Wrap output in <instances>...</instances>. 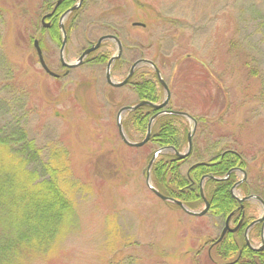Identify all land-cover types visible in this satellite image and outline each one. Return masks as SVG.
<instances>
[{
	"label": "rangeland",
	"instance_id": "rangeland-1",
	"mask_svg": "<svg viewBox=\"0 0 264 264\" xmlns=\"http://www.w3.org/2000/svg\"><path fill=\"white\" fill-rule=\"evenodd\" d=\"M44 12V0H0V124L19 120L43 161L50 143L63 147L68 184L78 181L86 191L73 194L75 213L56 253L31 264H222L208 247L224 219L194 217L157 198L145 177L152 146L131 148L120 139L117 111L137 101L133 90L112 93L106 64L85 62L63 76L60 47L40 23ZM67 19L66 63L113 25L122 45H140L143 58L155 61L172 87V109L206 117L196 124L182 172L232 149L247 163L252 194L264 200V0H85ZM136 21L145 26L132 25ZM34 39L58 78L41 67ZM100 51L114 54L117 45L108 41L93 55ZM139 54L122 52L132 62ZM127 70L125 64L112 80L119 82ZM130 133L131 141L139 140ZM234 194L241 196L237 188ZM249 205L251 216L261 214L260 203Z\"/></svg>",
	"mask_w": 264,
	"mask_h": 264
},
{
	"label": "trees",
	"instance_id": "trees-1",
	"mask_svg": "<svg viewBox=\"0 0 264 264\" xmlns=\"http://www.w3.org/2000/svg\"><path fill=\"white\" fill-rule=\"evenodd\" d=\"M69 2L72 3V0L62 1L57 10L58 15L71 6ZM78 10L71 12L69 16L72 17ZM107 27L105 26L104 34L119 36L114 32L113 25ZM64 28L68 37L71 27L64 24ZM49 32L51 41L59 46L61 33L58 25L55 24ZM123 48L124 55L137 49L140 52L138 57L143 58L144 50L140 45L123 43ZM108 54L106 51H100L90 63L105 64ZM131 63L132 60L121 55L114 63L111 73ZM250 73L256 74L253 69H250ZM166 83L169 89L172 88L169 82ZM126 86L133 90L137 101L158 104L164 97L155 73L146 65L134 71ZM109 90L112 93L118 91L111 87ZM168 108L172 109L171 99ZM158 111L144 105L127 112L122 118L127 137L133 138L130 133V130H133L138 134L139 140L143 139L149 119ZM189 115L200 124L206 121L203 115ZM5 122L0 124V264L49 261L56 253L60 242L58 240L63 236L75 213L73 194L77 191L83 193L86 188H82L80 182L75 180L76 184H68L71 167L67 151L63 147L50 143L47 147L49 159L43 161L41 147L29 136L24 125L14 119ZM187 132L188 122L183 117L158 115L153 121L147 143L152 146L147 153L148 160L158 148L173 147L176 151H182L187 145ZM192 154L193 150L190 156ZM185 161L187 158L178 159L173 153L160 154L150 169L153 186L164 196L182 202L188 209L200 210L203 207V199L198 185L200 179L206 176L203 193L209 202L208 213L224 220L231 214L234 224H237L242 216V209H239L241 204L244 211L239 228L235 232L227 233L220 241H212L210 250L222 264H264V248L252 250L245 243L244 229L255 216L249 213L251 206L248 201L240 203L231 194L232 186L238 181L236 173L231 172L227 179L222 180L210 178L225 177L233 168H240L248 175L247 163L242 156L232 149H225L207 160H196V163L202 164L182 172ZM30 165H38V170L31 169ZM237 189L242 197L253 192L247 179L240 183ZM248 238L251 243L254 239L260 242L259 226L249 231Z\"/></svg>",
	"mask_w": 264,
	"mask_h": 264
},
{
	"label": "water",
	"instance_id": "water-1",
	"mask_svg": "<svg viewBox=\"0 0 264 264\" xmlns=\"http://www.w3.org/2000/svg\"><path fill=\"white\" fill-rule=\"evenodd\" d=\"M83 2V0H78V2L73 5L72 7H70L68 10H66L60 17V23H59V27L62 31V41H61V46H60V61H61V64L64 66V67H67L68 69L69 68H74V67H77L79 66L82 62H83V59L85 56H87L90 52L96 50L102 41L104 40H113L116 44H117V53L115 55H113L108 61H107V64H106V70H105V80L106 82L112 86V87H121L123 85H125L128 81V79L130 78V76L132 75L134 69L140 65V64H149L153 67L154 69V72L157 76V79L159 81V83L161 84V86L163 87L164 89V92H165V97L163 99V101L160 103V104H153L149 101H140L138 103H136L135 105L133 106H125V107H122L118 110L117 112V117H116V125H117V128H118V134L121 138V140L123 141V143L129 147H135V148H138V147H142L143 145H145L148 141H149V138H150V133H151V126H152V122L154 121L155 117L158 116V115H162V114H169V115H177V116H181V117H184L190 121H192L193 123V127H192V130L187 134V148L184 152H178L176 151L174 148L172 147H163V148H159L157 149L154 154L152 155L151 159L149 160L148 164H147V168H146V172H145V177H146V186L151 190V192L157 196L159 199L163 200V201H168V202H171L173 204H176L178 205L185 213L189 214V215H192V216H203L204 214H206V212L208 211V208H209V204L207 202V200L204 198L203 194H202V190H201V182L203 181L204 177L201 179V182H200V193H201V196H202V199L204 201V207L201 211H192L188 208H186L180 201L178 200H175V199H172L170 197H167V196H164L162 195L156 188H154L151 184H150V169H151V166H152V163L154 162V160L156 159V157L158 156V154L160 152H162L163 150H170V151H173L175 156L178 158V159H183L185 157H187L191 151V147H192V143H191V136L194 132V129H195V125H196V121L190 116L188 115L187 113L185 112H181V111H175V110H170V109H166V105L168 104V101L170 99V91L166 85V83L164 82V80L162 79L161 75H160V72L159 70L155 67V65L147 60V59H139V60H136L135 62H133V64L130 66L129 70H128V73L126 75V77L120 81V82H114L112 81L111 77H110V66L112 64V62L117 59L119 56H120V52H121V44H120V41L112 36V35H104V36H101L98 38V40L96 41L95 44H93L92 46L86 48L82 53L81 55L77 58V60L74 62V63H66L64 60H63V56H62V53H63V49H64V46L66 44V33L63 29V26H62V20L73 10L77 9L80 7L81 3ZM33 45H34V48H35V51L37 53V56H38V61L41 65V67L44 69V71L46 73H48L49 75L51 76H55L53 74V72H51L47 66L45 65L44 63V60H43V57H42V54H41V50L39 48V45H38V41L35 40L33 42ZM143 105H149L151 107H153L154 109H157V110H160L159 112H157L155 115H153L149 121H148V124H147V128H146V135L145 137L141 140V141H138V142H132V141H129L128 138L126 137L124 131H123V128H122V124H121V121H120V117L122 115V113L126 112V111H132V110H135L136 108L140 107V106H143ZM231 171L227 172L226 173V177L229 176ZM243 172V171H242ZM243 175L245 177V172H243ZM213 178V177H211ZM216 180H222L221 178H215ZM240 182H237L232 190H231V193L232 195L235 197V195L233 194V189L235 188V186L237 184H239ZM240 202H243V201H246V200H256L258 201L261 205H262V214L260 217H258L256 220L252 221L245 229V240H246V244L247 246L252 249V250H262L264 248V201L256 196V195H249V196H246L242 199H238ZM242 207V206H241ZM228 221H229V217L226 219L225 221V224H224V227L222 228V232L219 236V238L217 240H220L224 233L226 231H229V232H233L235 231L239 224L237 226H235L234 228H229V225H228ZM263 221V224L261 226V231H260V239H261V245L257 248L253 247L250 245V242L248 241V238H247V231L248 229L256 224V223H260Z\"/></svg>",
	"mask_w": 264,
	"mask_h": 264
},
{
	"label": "flooded vegetation",
	"instance_id": "flooded-vegetation-1",
	"mask_svg": "<svg viewBox=\"0 0 264 264\" xmlns=\"http://www.w3.org/2000/svg\"><path fill=\"white\" fill-rule=\"evenodd\" d=\"M62 1L63 0H44V13L42 14V16H41V19H40V21H41V24H42V28H43V30H45V31H49V29H51L55 24L56 25H59V18H60V15H58L57 14V10H58V8H59V6L61 5V3H62ZM44 17V18H43ZM42 18H43V20H42ZM85 49V48H84ZM83 49V50H84ZM82 50V51H83ZM82 51H81V53H82ZM43 54V53H42ZM97 55V53L95 54V55H91V54H89L88 56H86L85 58H84V62H83V64L86 62H91V61H93V59L95 58V56ZM118 60V59H117ZM117 60H115L114 62H113V64H112V67H113V65H114V63L117 61ZM62 66V65H61ZM63 67V66H62ZM64 69H65V71H64V75L63 76H66L67 74H68V72L71 70V68H69V69H67L66 67H63ZM121 70V69H120ZM113 73V72H112ZM57 75V74H56ZM59 76V75H58ZM58 76L57 77H55V78H58ZM125 76V75H124ZM123 76V77H124ZM243 217H244V212H242V216H241V218H240V221H239V223H242V221H243ZM256 217H258V216H255V218ZM261 224H262V222L261 223H259V224H256V225H254L251 229H253V228H255L256 226H259V228L261 227ZM229 225H233V227H234V225H236V224H234V222H233V220H232V218L230 217V220H229Z\"/></svg>",
	"mask_w": 264,
	"mask_h": 264
},
{
	"label": "bare ground",
	"instance_id": "bare-ground-1",
	"mask_svg": "<svg viewBox=\"0 0 264 264\" xmlns=\"http://www.w3.org/2000/svg\"><path fill=\"white\" fill-rule=\"evenodd\" d=\"M163 92H164V90H163ZM163 99H164V98H163ZM162 101H163V100H162ZM168 105H169V101H168V104L166 105V108H168ZM187 168H188V170H192V169H193V167L190 166V165H189ZM221 232H222V230L220 231L219 235L221 234ZM227 233H229V232L226 231V232L224 233L223 237H224ZM210 248H211V243L209 244L208 249H210Z\"/></svg>",
	"mask_w": 264,
	"mask_h": 264
}]
</instances>
